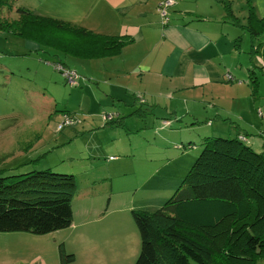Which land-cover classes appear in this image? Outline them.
I'll return each instance as SVG.
<instances>
[{"label":"rangeland","instance_id":"1","mask_svg":"<svg viewBox=\"0 0 264 264\" xmlns=\"http://www.w3.org/2000/svg\"><path fill=\"white\" fill-rule=\"evenodd\" d=\"M165 1L117 3L141 17L147 14L146 18H152L156 12L160 18L158 7ZM172 1L174 5L167 11L171 23L181 19L179 9L184 7L192 11L185 14L191 27L217 32L200 53L201 58L215 57L206 66L210 79L195 91L202 103L206 102L201 106L204 112L192 111L198 119L195 126L187 124L188 117L176 119L183 115L180 107H175L176 112H168L176 102L191 110L195 107L189 101L165 99L159 78L147 70L153 61L155 66L161 64L170 51L168 44L160 41V34L152 36L149 31L148 40L135 42L115 54L69 55L67 64L74 65L81 75L79 85L70 86L53 69L57 63L34 61L35 53L23 43L29 36L41 47L54 38L67 48L61 32L44 28L41 31L46 30L45 37H50L38 40V33H29L26 27H35L37 22L17 13V8L27 6L31 0H0V177L11 176L4 179L7 183L16 179L13 175L32 170L73 174L77 190L72 210L87 213L83 226H79L76 216L69 226L44 234L0 232V264H62L60 244L65 254L74 255L68 264H133L140 237L131 211L153 212L171 196L202 150L203 135L214 131L233 135V124L246 137L256 138L252 139L253 145L251 139L245 144L261 150L256 143L264 142V73L257 68L260 59L256 55L247 63L251 38L245 28L246 0L231 3L244 27L223 22L220 16L215 17L219 20L206 18L208 0ZM175 3H179V8ZM214 3L221 11L216 0ZM194 11L205 15V20H196L198 15ZM104 20L107 25L108 19ZM5 22L22 34L5 29ZM98 23L94 20L92 27ZM88 38L94 42L99 33L92 30ZM253 39L255 44L264 42V34ZM236 40L241 42L238 51L232 46ZM82 44L95 47L83 40ZM87 52L92 53V48ZM14 54L17 55L11 56ZM136 57L139 64L143 61L141 71L131 72ZM9 60H15L20 70L26 67V72L11 75L5 63ZM250 65L256 68L248 76L246 70ZM57 67L71 73L67 80L74 83L73 69ZM211 68H219V72L215 74ZM178 79L165 85L168 89L179 87L175 86ZM41 80H46V86L38 89L37 82ZM176 96L189 99L187 93ZM63 112L71 119L66 117L65 127L59 129ZM105 117L110 121L105 122ZM31 140L29 151L25 152L26 147L21 145ZM80 234L83 239H79ZM189 264L197 263L190 260ZM254 264H264V257L256 256Z\"/></svg>","mask_w":264,"mask_h":264},{"label":"trees","instance_id":"2","mask_svg":"<svg viewBox=\"0 0 264 264\" xmlns=\"http://www.w3.org/2000/svg\"><path fill=\"white\" fill-rule=\"evenodd\" d=\"M217 1L224 10L225 21L244 27L231 7L234 0ZM246 4L249 52L260 59L257 68L263 72L264 42L255 44L253 38L264 34V16L256 14L251 0H246ZM172 5L173 1L165 7L159 4L160 26L171 24L167 11ZM17 13L37 22L35 27H26L29 33H38V40L50 37H45L46 30L41 31L47 27L64 36L67 48L61 49L59 41L53 38L47 40L43 49L51 56L47 60L57 63L53 69L70 86H78L81 75L67 64L69 55L115 54L127 43L124 38L99 34L98 40L103 43L98 51L90 53L83 48L74 51V39L78 37L74 29L83 32L87 44L93 43L88 38L91 31L63 20L34 15L23 7L17 8ZM5 26L22 34L6 22ZM57 66L73 69L74 83L67 80L71 73ZM66 117L70 115L63 112L59 129L65 127ZM245 138L243 134L204 136L202 150L171 196L153 212L131 211L140 237V249L133 264H189L190 260L197 264H254L256 256L264 257V152L245 144ZM10 177H0V232L44 234L71 224L72 201L77 190L73 174L32 170L13 175L16 179L5 183L4 179ZM59 253L62 264L74 260L73 254L64 253L62 244Z\"/></svg>","mask_w":264,"mask_h":264},{"label":"crops","instance_id":"3","mask_svg":"<svg viewBox=\"0 0 264 264\" xmlns=\"http://www.w3.org/2000/svg\"><path fill=\"white\" fill-rule=\"evenodd\" d=\"M59 2H54L53 0H31V3L27 6H22L23 8H26L30 10L34 15L42 16V17H52L55 19L63 20L68 22L69 24H73L76 26H80L81 28H84L86 30H89L92 32L94 30L96 33L102 34V35H108V36H117L118 38H124L126 42L131 39L129 44L126 43L125 48L121 49H127L129 46H131L133 43L138 41H144L145 39L148 40L150 35L148 34L149 31H152L153 35H159L160 34V41L166 42L168 46L170 47V51L167 55H165V59L163 62L159 65L155 66L154 61L150 64V66L147 68L149 72H151L154 77H158V81H160V89L164 88V98L165 99H172L179 101H189L193 107H195V110H191L188 108V106L181 104L180 102H176L171 104V108L168 112H176L175 107H180L181 112L183 115L176 116L178 118L176 119H182L183 117H188L187 124H194L196 125L198 122V119L196 117V113H192V111L204 112L205 109L201 111V106L206 104V102L199 98V96L195 93L196 90L203 87L206 82L211 77V74L208 70L207 62H209L210 58H214L215 55H211L209 57L203 56L201 58L202 51H204L205 48L209 46V44L212 42V39L215 35H217L214 29L207 28L205 31H201L197 28L191 27L189 25L190 22L186 21L185 16L183 14H191L192 11L188 10L187 8L179 9V14H182L181 19H179L176 22H173L167 26H160L159 17L153 14L152 18H146L148 16L147 14L141 15L137 12L130 11L128 9V6H120L117 3V0H58ZM140 1V0H139ZM185 1V0H182ZM193 1V0H192ZM217 1V0H216ZM210 9L209 12H206V18H212L213 20H219L215 19V17L220 16L221 20L223 22H227L224 20V10L222 6L221 11L219 10V7L214 3V0H208ZM252 5L255 8V12L259 17L264 16V0H251ZM131 4L129 3V6ZM179 3H175V6L179 8ZM232 7V6H231ZM116 9V11H114ZM115 15V18L112 15ZM194 15H198L196 17V20H205V15H201L199 12L194 11ZM105 18L108 19V24L105 25ZM141 18H146L142 20ZM99 20V23L92 27L93 21ZM23 26V24H21ZM71 28L74 27H70ZM76 32L74 39V51L80 50V48H83L84 50H88L92 48L94 51H98L101 47V44L103 41L97 40L92 43L95 47H92L90 45L83 46L82 44V36L83 32L79 31L78 29H74ZM37 40L27 38L23 40V43L25 45V48L31 51L32 53H35V57L33 60L36 62H39L41 64H47L45 60H51V56L44 52L43 48H46L47 46H38L36 43ZM240 40L239 41H233V48L234 50L238 51L240 47ZM82 45V46H81ZM251 45V42H250ZM61 49L64 47L59 45ZM122 48V47H121ZM250 49V48H249ZM120 51V52H121ZM72 53V51H70ZM215 54H219L217 51H215ZM17 54L11 55L16 56ZM136 64L133 66V69H131V72L135 70H140V65L143 62L140 61V64L138 62L137 57ZM252 54L248 51V61L247 63L252 62ZM47 60V61H48ZM250 61V62H249ZM68 62V61H67ZM9 68L10 74L13 73H23L26 72V67L24 70H20L17 68L18 63L15 62V60H9L5 62ZM73 63V62H72ZM71 63V64H72ZM75 63V62H74ZM37 65V64H36ZM49 65V64H47ZM37 67H39L37 65ZM71 68L76 69L75 66H71ZM254 66L250 65L248 70L246 72L248 73V76H250L252 73H254L253 70ZM215 74L219 72V68L213 69L211 68ZM255 69V68H254ZM264 73V68H263ZM32 76V75H31ZM34 80V76H32ZM179 78L178 83L175 84V86L179 87H172L171 89H168L165 85L168 82H173V79ZM37 88L43 89L42 87L46 86V80H41L37 82ZM189 94V99H184L183 97H177L176 95H183V94ZM41 95H44V92L40 93ZM136 94V93H134ZM205 96V94L203 95ZM209 96V95H208ZM177 98V99H176ZM167 102V101H165ZM49 103V102H48ZM200 109V110H199ZM167 112V113H168ZM175 114V113H174ZM195 114V115H194ZM170 115V114H168ZM232 132L233 135H229L227 133L221 132V131H214L215 133L203 135L200 140L204 136H226V137H234L238 135H245L241 131H238V128H235L232 124ZM263 126L261 127V129ZM71 130L75 131V128H70ZM246 132V131H245ZM191 139V138H190ZM193 139V138H192ZM249 139H251V144L253 145L254 142L252 139H256L255 137H246L244 142H249ZM256 146L261 147L260 151L264 152V142L257 140ZM31 141H27L25 146V152L29 151V147L31 144ZM248 145V144H247ZM252 147V146H251ZM253 148V147H252ZM32 148H30L31 150ZM254 149V148H253ZM256 150V149H254ZM258 151V150H256ZM259 151V152H260ZM9 156V155H7ZM6 156V157H7ZM5 159V158H4ZM4 162V161H3ZM23 162L21 164L27 163ZM29 165H27L28 167ZM2 171V169L0 170ZM79 217V226L86 225V222L84 221L87 213H84L81 211L80 213H75L72 210V220L74 222L73 217ZM84 236L82 234L79 235V239H83Z\"/></svg>","mask_w":264,"mask_h":264},{"label":"built area","instance_id":"4","mask_svg":"<svg viewBox=\"0 0 264 264\" xmlns=\"http://www.w3.org/2000/svg\"><path fill=\"white\" fill-rule=\"evenodd\" d=\"M171 3H172V0H166L164 3L160 4V6H161V7H165V6L170 5ZM160 11H161V14H162L163 10L160 9ZM72 75H73V74H72ZM227 75L230 77L229 74H227ZM70 77H72V76H70ZM106 118H107V117H106ZM109 118H110V117H109ZM59 127H60V125H59Z\"/></svg>","mask_w":264,"mask_h":264}]
</instances>
